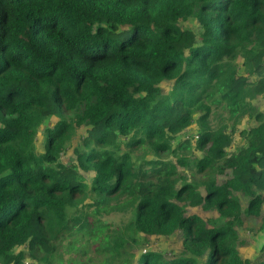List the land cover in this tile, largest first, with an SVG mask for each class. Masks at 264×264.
I'll list each match as a JSON object with an SVG mask.
<instances>
[{
    "label": "trees",
    "instance_id": "16d2710c",
    "mask_svg": "<svg viewBox=\"0 0 264 264\" xmlns=\"http://www.w3.org/2000/svg\"><path fill=\"white\" fill-rule=\"evenodd\" d=\"M191 18L200 32L180 25ZM262 93L264 0H0V264H264L240 254L234 194L250 198L246 215L261 213ZM222 111L231 124H213ZM245 117L257 124L229 151ZM193 122L195 143L173 146ZM192 148L203 153L194 165L205 194L178 170ZM126 210L123 226L104 218ZM178 230L182 254L134 261L139 236Z\"/></svg>",
    "mask_w": 264,
    "mask_h": 264
},
{
    "label": "rangeland",
    "instance_id": "374dc122",
    "mask_svg": "<svg viewBox=\"0 0 264 264\" xmlns=\"http://www.w3.org/2000/svg\"><path fill=\"white\" fill-rule=\"evenodd\" d=\"M180 25L184 28H190L193 29L195 32H200L201 27L199 23L196 21V19L191 18L188 21H180ZM241 62V61H240ZM244 73V71H243ZM257 77V76H255ZM254 79V77H253ZM165 90H168L171 87V84L169 82H163V85ZM254 105L262 112H264V93L257 96L256 99L253 100ZM226 113L222 111V115L219 117H216V115L212 116V122L213 124H218L219 122H226ZM57 118H51L46 125H43L37 135L36 139V146L38 152H43L45 149V129L49 125H53L56 122ZM229 124H231L230 121H227ZM257 124V121L253 119H249L248 117H245L242 119V121L237 125L236 130L233 134V142L229 149V151H233L237 149L239 146L243 145L245 142L241 132L243 130H248L252 126ZM84 133V128L79 129L78 131V137H80ZM199 134L198 126L196 122H193L188 128L177 134L173 140V146L178 145L181 141H184L185 139H189L192 141V143H195L197 140ZM144 153V150H137L135 151L136 156H141ZM72 148L68 149L64 155L62 156V159L64 161H68L69 158L72 156ZM203 155L202 151L197 150L196 148L188 152V166H178V170L180 173L184 174L188 179L195 180L196 182L200 183L199 190L205 194V185L204 180H206V174L205 172H198L196 165H194L199 158H201ZM147 158H153L154 154L152 152L146 153ZM162 159L164 160H171L174 163L177 161V156L175 154L171 153H163ZM230 171H226L224 173H217L216 179L219 183L223 182L225 179L229 177ZM87 178L90 179L91 175L89 173H86ZM236 196H238L241 206H242V223L237 226V230L239 232L240 236V245L238 246L240 254L243 258H249L253 260H264V252L261 251V247L264 243V206L262 208V211L257 216H249L246 215L244 212V209L247 207V204L249 202V197L245 196V194L241 192H234ZM187 212L190 214H198L201 217L207 219V218H214L217 219L218 224L223 222V219L221 220L218 215L219 213L216 210H208L202 209L199 207H193L188 206ZM104 218H107L111 223L118 226H123L127 222H129L131 218V212L130 211H123V212H113L110 215L104 216ZM140 243H135L132 248V254L134 255V261L138 259L142 253L148 251V250H154L161 252L166 258H174L182 254L183 251V234L181 230L176 231L171 236H139ZM24 249V248H23ZM89 256H92L93 261L92 262H100L101 258L98 256V254L94 251L92 247H89ZM70 254L65 255V259L69 257ZM73 255V253H72ZM86 257V258H87ZM199 264H206V256L199 257ZM34 263L33 259L31 257L27 256L25 259V264H31ZM90 263V262H89Z\"/></svg>",
    "mask_w": 264,
    "mask_h": 264
}]
</instances>
